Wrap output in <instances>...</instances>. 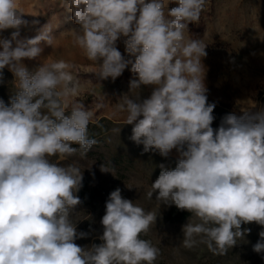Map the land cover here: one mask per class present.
I'll use <instances>...</instances> for the list:
<instances>
[{
    "label": "clouds",
    "instance_id": "1",
    "mask_svg": "<svg viewBox=\"0 0 264 264\" xmlns=\"http://www.w3.org/2000/svg\"><path fill=\"white\" fill-rule=\"evenodd\" d=\"M206 2L62 0V7L79 26L71 31L73 43L95 63L98 80L115 81L131 65L136 79L129 93L152 88L148 98H120L125 124L133 125L131 141L163 157L178 153L174 169L160 165L147 198L157 194L159 215L162 205L191 213L180 246L204 244L225 255L250 233L242 225L264 228V109L227 114L212 127L215 104L208 103L202 63L207 45L189 33ZM23 15L18 0H0V33L13 30L10 38L0 35V70L11 71L15 88L10 106L0 99V264H156L161 249L142 236L159 215L119 188L106 201L102 243H75L89 235L77 233L71 220L82 203L83 171L50 158L87 155L97 143L88 136L93 114L81 102L69 103L81 88L74 65L54 60L30 72L22 63L40 57L41 42L52 46L54 39L48 24L34 38L22 37V28L39 24ZM100 170L110 172L104 164ZM259 237L253 251L264 253V230Z\"/></svg>",
    "mask_w": 264,
    "mask_h": 264
},
{
    "label": "rangeland",
    "instance_id": "2",
    "mask_svg": "<svg viewBox=\"0 0 264 264\" xmlns=\"http://www.w3.org/2000/svg\"><path fill=\"white\" fill-rule=\"evenodd\" d=\"M165 3L167 5L168 0ZM175 6L171 2L168 4L169 8ZM18 7L24 13V19L39 21L35 26L22 28V37L34 38L47 24L54 37L52 46L41 42L40 57L25 58L22 63L30 72L40 63L54 60H65L74 65L71 71L81 88L79 95L70 98L69 103L73 100L83 103L93 114L92 123L102 120L99 130L103 131L93 138L97 143L85 157L81 158L77 153L64 160L50 158L62 166L75 163L83 171L82 188L77 193L82 203L71 220L77 233L89 235L76 239L75 243L81 247L102 243L98 239L103 233L100 221L110 193L117 188L124 198L159 215L155 201L157 194H153V199H148L146 194L160 174V165L168 170L176 167L178 153L173 149L163 157L158 152H144L143 145L129 139L133 125L125 124L127 112L121 110L120 98L129 93L130 81L136 79L131 65L115 81L111 78L98 80L95 63L73 43L71 31L79 26L71 18L72 13L62 7V0H18ZM12 31L8 29L0 35L10 38ZM189 33L207 45V55L202 58V63L206 70L208 103L215 104L212 127L218 128L227 114L239 116L243 111L264 109V0H207L199 24H190ZM117 48L127 55L122 41L117 42ZM0 71L3 73L0 99L10 106V97L15 94L11 83L14 76L7 67ZM151 91L150 86H141L129 95L134 98L140 94L144 99ZM102 164L110 172H101ZM180 211L174 205H162L156 224L142 236L161 249L156 264H264V253L253 251V245L260 239L259 232L264 230L261 226L255 223L242 225V229L249 228L250 233L225 255L214 254L204 244L189 250L180 245L182 227L191 213L183 220L173 219Z\"/></svg>",
    "mask_w": 264,
    "mask_h": 264
},
{
    "label": "trees",
    "instance_id": "3",
    "mask_svg": "<svg viewBox=\"0 0 264 264\" xmlns=\"http://www.w3.org/2000/svg\"><path fill=\"white\" fill-rule=\"evenodd\" d=\"M102 120L97 121L95 123H90L88 127V136L89 138H94L97 134L102 133L103 130H99L101 126ZM159 174L157 175L158 178ZM190 213L188 211H180L173 216V219L176 220H183L185 219Z\"/></svg>",
    "mask_w": 264,
    "mask_h": 264
}]
</instances>
